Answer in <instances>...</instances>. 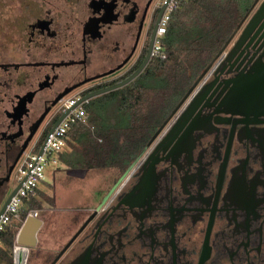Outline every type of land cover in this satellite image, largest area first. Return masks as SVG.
I'll return each instance as SVG.
<instances>
[{
  "label": "flooded vegetation",
  "instance_id": "obj_1",
  "mask_svg": "<svg viewBox=\"0 0 264 264\" xmlns=\"http://www.w3.org/2000/svg\"><path fill=\"white\" fill-rule=\"evenodd\" d=\"M0 1L13 13L0 39L1 210L18 162L43 141L63 98L78 92L83 105L128 88L160 55L152 49L164 5ZM263 1L137 160L72 215L73 232L45 264H264V111L234 96V82L264 66Z\"/></svg>",
  "mask_w": 264,
  "mask_h": 264
},
{
  "label": "trees",
  "instance_id": "obj_2",
  "mask_svg": "<svg viewBox=\"0 0 264 264\" xmlns=\"http://www.w3.org/2000/svg\"><path fill=\"white\" fill-rule=\"evenodd\" d=\"M253 1H182L161 37L160 55L151 57L130 87L83 104L86 122L72 124L66 137L67 149L80 159L61 155L68 168L91 166L123 172L215 60ZM37 195L23 198L21 218L39 207L38 199L46 198L40 189ZM16 231L17 225H10L0 233L2 263H13Z\"/></svg>",
  "mask_w": 264,
  "mask_h": 264
},
{
  "label": "rangeland",
  "instance_id": "obj_3",
  "mask_svg": "<svg viewBox=\"0 0 264 264\" xmlns=\"http://www.w3.org/2000/svg\"><path fill=\"white\" fill-rule=\"evenodd\" d=\"M5 1L11 2V0ZM12 16L11 9L7 8V5L5 7L3 2L0 1V39H3L2 35L7 36L5 28L8 24L6 23ZM2 25L4 29L1 28ZM3 31L4 34L2 33ZM216 61L217 58L212 66L215 65ZM62 149L61 153L52 154V157L57 158L56 163L48 161L44 169V183L39 184V189L46 198L41 197L42 199H38L40 201L39 207L32 208L36 215L30 217L40 219V227H38L39 229L35 235V242H37H34L28 251L23 245L15 243V250L25 249L27 251L25 264H45L44 259L48 256V253L51 254L47 252L48 249L58 248L73 232L75 221L72 215L78 216V208L96 202L118 174L117 170L113 168H93L87 166L86 168H76L78 170H85L83 176L64 174L57 180V174L53 178L52 171L56 168L59 169L58 171L68 169L67 164L62 161L61 155H68L67 158L73 161L80 159L76 152H70L67 146H64ZM16 183L15 179L11 181L9 186L13 188ZM41 248L44 249V252L37 254ZM41 255L42 258H40ZM0 264L5 263L0 261Z\"/></svg>",
  "mask_w": 264,
  "mask_h": 264
},
{
  "label": "built area",
  "instance_id": "obj_4",
  "mask_svg": "<svg viewBox=\"0 0 264 264\" xmlns=\"http://www.w3.org/2000/svg\"><path fill=\"white\" fill-rule=\"evenodd\" d=\"M185 0H159L164 5V11L161 15L158 26L155 31V41L153 53L160 52L161 37L167 29L171 13ZM204 80V79H203ZM79 100V93L73 92L63 98L57 107L58 113L66 112V115L59 123L48 133L45 134L43 141L38 145H32L26 150L14 171L17 181L16 192L10 197L3 212L0 214V233L5 231L10 225H17V231L13 242V251L15 249L16 237L19 229L22 227L27 216H35V211L29 209L24 218H21L19 208L23 205V198L36 197L39 184L44 183V169L48 161L56 163V159L52 157L53 153H61L63 147L66 146L67 132L74 123H85L86 114L83 109L82 102L71 108ZM59 169L52 171V177ZM1 244V241H0ZM12 251V255H13ZM15 261V259H14Z\"/></svg>",
  "mask_w": 264,
  "mask_h": 264
},
{
  "label": "water",
  "instance_id": "obj_5",
  "mask_svg": "<svg viewBox=\"0 0 264 264\" xmlns=\"http://www.w3.org/2000/svg\"><path fill=\"white\" fill-rule=\"evenodd\" d=\"M257 1L258 0H254L253 1V3L251 5L250 9L248 10V12H246V14L242 17V19L240 20V22L238 23V25L236 26V28L234 29L232 34L226 40V42L224 43V45L222 46V48L220 49V51L218 52V54L216 56L217 60H218V57L220 56V54L222 53V51L224 50V48L226 47V45L229 43V41L233 37V35L238 31V29L240 28V26L242 25V23L244 22L245 18L250 13V11L256 6V2ZM263 3H264V1H263ZM263 3H262V5H263ZM262 5H261V7H262ZM256 14L257 13L255 11L253 13V15L250 17V19L247 21L246 25L244 26V28L242 30V33H244L247 29H249L253 25V23L256 21V19H255L256 18ZM216 58H215V60H216ZM214 61L211 62L202 71V73L199 75V77L194 81L192 86L188 89L186 94L183 96V98L181 99L180 103H182L187 96H191L190 93H192L194 88L198 87V84L200 83V81L202 80V78L206 74V72L210 69V67L212 66ZM137 72H139V71H137ZM137 72H135L128 79H126L125 81H123L122 83H120L119 85H116V86H120L122 84H125L126 82L131 80L134 76H136ZM234 83L236 85V89H235L236 93H234V96L236 97L237 101H241L242 100L239 103L236 102L235 103L236 105L239 104L240 107L246 108V109H249V110H254V111L259 110L260 112L264 111V66H262L261 69L259 71H257V72H256V68H255L254 72L252 74H249V75H247L245 77H240ZM86 97H82L81 99H79L78 102L75 105H73L71 108H73L74 106H76L77 104H79L80 102L85 100ZM67 112L68 111L63 112V113L60 114V116L57 118V120L53 123V125L48 130V133L50 131H52V129L59 123V121L66 115ZM162 126L155 132V134L153 135L151 140L159 133V131L162 128ZM137 158H135L133 163L137 160ZM56 174H57L56 179L58 180L64 174H70V175H74V176H83L85 174V170H78V169L60 170V171H57ZM122 177H123V175L119 178V180H121ZM18 187H19V185L16 186V189ZM16 189H14L10 193V195L7 197L3 207L0 210V214L3 212L6 204L8 203L10 197L14 194ZM39 223L40 222L37 219V217L27 216L25 221H24V223H23V225H22V227L19 229L18 235L16 237V242H18L19 244H21L25 248H27V251H28L29 247L35 241L36 231H37V229H38V227L40 225ZM27 251H25V249H19V250H15L14 249V251H13V264H25ZM14 259H15V261H14Z\"/></svg>",
  "mask_w": 264,
  "mask_h": 264
},
{
  "label": "bare ground",
  "instance_id": "obj_6",
  "mask_svg": "<svg viewBox=\"0 0 264 264\" xmlns=\"http://www.w3.org/2000/svg\"><path fill=\"white\" fill-rule=\"evenodd\" d=\"M17 244H19V243L17 242Z\"/></svg>",
  "mask_w": 264,
  "mask_h": 264
}]
</instances>
